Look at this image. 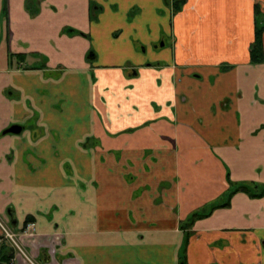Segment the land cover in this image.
Segmentation results:
<instances>
[{"label": "crops", "instance_id": "0c3cea01", "mask_svg": "<svg viewBox=\"0 0 264 264\" xmlns=\"http://www.w3.org/2000/svg\"><path fill=\"white\" fill-rule=\"evenodd\" d=\"M256 5L0 0V264H264Z\"/></svg>", "mask_w": 264, "mask_h": 264}, {"label": "trees", "instance_id": "16d2710c", "mask_svg": "<svg viewBox=\"0 0 264 264\" xmlns=\"http://www.w3.org/2000/svg\"><path fill=\"white\" fill-rule=\"evenodd\" d=\"M172 13L175 14L182 9V5L185 3V0H173ZM254 40L249 47L250 61L251 63H261L264 60L263 54V42L262 34L264 30V13L260 11L259 6H255L254 13ZM236 191H244L253 197L264 196V185H259L255 183H243L238 185H232L223 195L220 201L217 200L211 207L217 206H226L228 205V200L230 196ZM206 215L204 210L200 209L190 214L189 218L182 224V227L187 226L195 219ZM30 220V219H28ZM4 237L0 236V261L4 258L9 261L13 255V246L11 243L3 239ZM3 258V259H2ZM181 264H185L184 258L182 259Z\"/></svg>", "mask_w": 264, "mask_h": 264}, {"label": "built area", "instance_id": "2783aa9c", "mask_svg": "<svg viewBox=\"0 0 264 264\" xmlns=\"http://www.w3.org/2000/svg\"><path fill=\"white\" fill-rule=\"evenodd\" d=\"M0 230L3 231L4 237L11 242L12 246H14L15 248H17L21 251V247L15 241V235L13 234L12 231H10V229L8 227H6L4 225V223L1 221V219H0Z\"/></svg>", "mask_w": 264, "mask_h": 264}, {"label": "rangeland", "instance_id": "374dc122", "mask_svg": "<svg viewBox=\"0 0 264 264\" xmlns=\"http://www.w3.org/2000/svg\"><path fill=\"white\" fill-rule=\"evenodd\" d=\"M168 1L170 2L171 8H173V7H172V5H173L172 2H173V0H168ZM143 8H145V14L142 16L143 19H144V18H149L150 14H149L148 11H147V10H148V5L145 4ZM132 11H133V9H131V13H132ZM162 42H163V41H162ZM162 42L160 41V42H159V45H160ZM220 201H224V200H220ZM208 208H209V207H208ZM3 234H4L3 231H1V235H3ZM1 235H0V236H1ZM3 236H4V235H3ZM3 236H2V237H3ZM3 239L7 241V239H5V238H3ZM13 247H14V246H13ZM14 248H15V247H14ZM183 251H184V250H182V252H183ZM182 256H183L182 258L185 257V255H182ZM181 262H182V261H181ZM181 262H180V264H181Z\"/></svg>", "mask_w": 264, "mask_h": 264}, {"label": "water", "instance_id": "95a60500", "mask_svg": "<svg viewBox=\"0 0 264 264\" xmlns=\"http://www.w3.org/2000/svg\"><path fill=\"white\" fill-rule=\"evenodd\" d=\"M19 130H20L19 126H12L9 129H7L5 132L16 133L19 132Z\"/></svg>", "mask_w": 264, "mask_h": 264}, {"label": "flooded vegetation", "instance_id": "af4514ba", "mask_svg": "<svg viewBox=\"0 0 264 264\" xmlns=\"http://www.w3.org/2000/svg\"><path fill=\"white\" fill-rule=\"evenodd\" d=\"M163 44V43H162ZM2 221V220H1ZM3 222V221H2ZM4 223V222H3ZM4 225H5V223H4ZM6 227H7V225H5ZM9 228V227H8ZM10 229V228H9ZM11 231V230H10ZM3 236V235H2ZM4 237V236H3ZM9 243H11L9 240H7ZM16 241V240H15ZM185 264H186V262H185Z\"/></svg>", "mask_w": 264, "mask_h": 264}]
</instances>
